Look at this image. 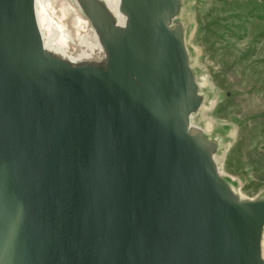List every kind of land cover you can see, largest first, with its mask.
I'll use <instances>...</instances> for the list:
<instances>
[{"label": "water", "instance_id": "water-1", "mask_svg": "<svg viewBox=\"0 0 264 264\" xmlns=\"http://www.w3.org/2000/svg\"><path fill=\"white\" fill-rule=\"evenodd\" d=\"M102 67L48 55L34 0H0V264H264V198L239 200L200 105L179 0H78Z\"/></svg>", "mask_w": 264, "mask_h": 264}, {"label": "rangeland", "instance_id": "rangeland-1", "mask_svg": "<svg viewBox=\"0 0 264 264\" xmlns=\"http://www.w3.org/2000/svg\"><path fill=\"white\" fill-rule=\"evenodd\" d=\"M36 2L43 37L78 53L90 23L73 1ZM174 18L201 100L191 125L216 143L217 170L239 200L264 198V0H179Z\"/></svg>", "mask_w": 264, "mask_h": 264}, {"label": "bare ground", "instance_id": "bare-ground-1", "mask_svg": "<svg viewBox=\"0 0 264 264\" xmlns=\"http://www.w3.org/2000/svg\"><path fill=\"white\" fill-rule=\"evenodd\" d=\"M72 1H73L74 5L76 6L77 10L79 12H81V14L86 17L85 13L83 12V10L81 9V7L79 5V1L78 0H72ZM97 1L105 8L107 13L112 18L114 24L117 27L122 28L125 24L126 17L119 11V0H97ZM34 8H35V15H36L38 28H39V31L41 34L43 49L48 55H51L53 57H57V58L65 61L66 63H68L70 66H73V67L79 66V65L102 67V65H105V62L107 60L106 51L101 45L100 37H99L97 31L95 30V28L93 27V25L91 24V22L89 21V19L87 17H86V19L88 20V22L90 24L88 25L86 23L84 25L86 28L85 30H87V31H85L86 32L85 36L79 37L77 44L74 43L80 49L78 51V53L75 54V53L70 52L66 48L54 46V44L51 42V40L45 39L43 37V35L41 33L40 25L38 23L39 10L37 8L36 0H34ZM174 20H175V18L172 19L171 26L176 24V22ZM82 23H85V22H82ZM89 26H90L91 30H88ZM90 31H91V33H90ZM88 33H90L91 35L90 34L88 35ZM71 42H74V40L72 39ZM191 115L189 117L190 130L195 129V130L199 131L198 128H193V126L191 125V123H190ZM200 133L204 137H206L204 135V133H202V132H200ZM207 140H209V139H207ZM219 175H220V173H219Z\"/></svg>", "mask_w": 264, "mask_h": 264}]
</instances>
